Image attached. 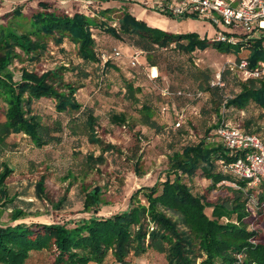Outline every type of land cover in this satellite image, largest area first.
<instances>
[{
    "label": "trees",
    "instance_id": "obj_1",
    "mask_svg": "<svg viewBox=\"0 0 264 264\" xmlns=\"http://www.w3.org/2000/svg\"><path fill=\"white\" fill-rule=\"evenodd\" d=\"M37 6L40 9L31 14L28 29L21 32L7 28L0 30V150L6 146L7 138L14 135L28 137L31 144L37 148L60 142V137L55 136L62 131L60 122L55 121L51 126L44 125L40 116L34 112V107H37L41 99L53 101L58 113L79 111L81 108L73 97L78 87L71 83L63 84L62 77L55 71L45 70L39 74L23 67L20 68L19 78H15L11 66L15 60L20 62L21 54L30 61H38L49 55L46 52L47 39L53 43L57 55L61 52V57L66 56L64 66L72 65L66 48L68 42L76 49V71L88 65L100 69L95 78L98 85L106 84L107 73L114 79L113 74L107 71L116 70L119 67L117 63L120 62H117L119 58L109 56L103 61V54H97L92 38V26L104 28L114 40L133 48V53L139 51L144 54L143 58L150 68L157 71L153 57L155 52L167 50L171 45L188 56L207 48L225 54L230 53L232 48L239 53L241 49L246 48L248 52L245 55L238 54L232 61L238 62L245 58L250 68L264 62V36L243 39L245 36L238 34L240 42L222 43L215 41V38L211 41L205 37L200 38L192 31H164L136 19L129 13H124L118 28H114L102 22L98 25L92 16L91 18L80 12L68 14L61 10H51L50 4L45 2H38ZM21 10L22 6H17L5 15L19 16ZM104 15L106 13L99 16ZM164 16L177 21L199 18L196 14L174 15L169 9L164 10ZM223 29L224 33L233 34ZM224 73L236 78L237 89L233 94L225 92V81L222 78ZM215 74L209 79L207 74L195 69L191 78L197 83V89L183 88L171 91L170 88H164L160 93L167 101L160 106L159 112L164 117L174 116L170 128L172 131H182L184 124L188 125V122L186 114L182 110L177 111L172 103L169 105V101L180 99L200 102L207 101L208 96H218L219 99V106H215L214 111L220 112V118L211 131L197 136L192 127L187 126L188 137H198L197 140L169 156V171L173 174V179L169 177L162 182L156 181L151 186L137 188L129 196L124 211L107 217L98 216L102 204V188L95 186L85 191L82 201L83 211L90 216L79 220L73 228L59 223H17L22 211L12 208L10 217L15 224L0 225V264H26L33 253L43 252L53 255L54 264H106L109 259L112 260L111 264H127L130 256L139 258L149 252L163 255L167 264H196L197 260L199 264H264V243L261 242L262 235L258 230L261 227L258 221L262 214L258 212L253 217L245 212L248 197L252 195L260 204L264 203V188H246L239 178L223 171L218 161L226 164L230 158L215 136V130L223 119L221 106L226 100L225 112L228 118L230 115L235 117L229 120L246 132L256 135L264 143L255 131L249 129L254 127L256 120L264 116V79L243 81L225 64L221 72L224 86L218 88L210 86ZM89 78V75L84 74L78 80L82 83ZM159 78L161 76L158 75L153 79L154 82ZM54 79L62 80L61 84L67 92L56 87ZM120 79L122 85L119 86L118 93H121L125 102H131L136 107L137 124L159 131L161 126L151 103L142 101L138 96L144 93L140 86H134L133 82L123 75ZM163 90H168L171 95H163ZM178 91L183 95H176ZM186 93L191 96L187 97ZM143 97L145 99L147 96L144 94ZM165 106L168 108L163 110ZM253 108L260 112L256 118L250 111ZM181 114L183 118L176 127L175 123ZM83 115V130L89 141L96 145L102 144L96 136L97 118L89 109H86ZM110 119L113 123H120L118 127L124 132V115L112 114ZM68 129H71L70 135L76 136L71 123ZM112 148L105 146L107 150ZM98 159L101 161L102 156ZM12 173L13 170L6 162L0 163V211L12 205L15 200L6 188V180ZM197 175L203 182H210L207 188H195ZM183 178H188V181L184 182ZM221 181L237 183L240 189L217 186ZM44 182L45 178L40 176L35 183L36 197L39 200L44 199ZM214 189L224 192L212 201L207 196L210 190ZM206 210H209V213H206ZM168 213L178 216L187 230H180ZM250 224H254L253 230L249 229ZM252 240L254 242H251ZM153 263L155 262L147 264Z\"/></svg>",
    "mask_w": 264,
    "mask_h": 264
},
{
    "label": "rangeland",
    "instance_id": "obj_2",
    "mask_svg": "<svg viewBox=\"0 0 264 264\" xmlns=\"http://www.w3.org/2000/svg\"><path fill=\"white\" fill-rule=\"evenodd\" d=\"M180 1L34 0L33 6L37 2H45L50 4L51 10L88 12L87 16H92L98 25L102 22L106 26L118 28L121 17L126 13L125 10H133V5L136 4V9L145 11L146 13L142 14H145L146 17L166 19L173 24L172 29H174V24L178 25L179 23L178 27H186L189 19H181V21L169 19L164 16V10ZM39 9L37 6L35 10L31 8L21 10L19 16L5 15L12 10H0V30L7 28L21 32L28 29L31 14ZM105 9L108 11H103ZM104 13L106 15L99 16ZM190 20L199 24L197 27L193 26L191 31L197 33L200 38L205 37L208 41L214 39L216 33L223 29L217 24L208 22L205 18L197 17V20ZM92 27V38L99 56L101 54L106 57L111 56L114 50L121 53L117 59V62H120L117 63L119 67L114 71L110 69L107 71L113 74L114 79L107 73L106 84L98 85L96 83L95 78L100 70L97 67L88 65L82 66L78 71L75 70L76 49L68 42H66V48L69 54L68 59L72 62L71 66L63 65L66 56L61 57V52L57 55V51L49 39L46 40V52L49 55L38 61H30L21 54L20 62L15 60L11 66L16 79L19 78L20 68L23 67L39 74L45 70L55 71L62 77L63 84L71 83L78 87L73 97L81 108L79 111L58 113L55 110L54 102L45 99H41L42 101L40 100L37 107H34V112L40 116L44 125L51 126L55 121L60 122L62 131L55 134L56 137H60V142H53L37 148L31 144L28 137L14 135L7 138L6 146L0 150V163L6 162L13 170L6 180V188L9 195L13 196L15 200L12 205L0 211V225L2 226L15 224L11 221L10 216L12 208H16L22 211L17 223H59L73 228L79 220L90 216L83 211L82 201L85 191L87 192L95 186L102 188V204L98 216L107 217L124 211L129 196L137 188L151 186L154 182H162L169 177L173 179V174L169 171V156L197 140L198 137H188L187 126L192 127V131L197 136H203L211 131L217 123V119L220 118V112L214 111L215 106L217 108L219 106V99L218 96H214V98L208 96L207 101L200 102H187L180 99L169 101V105L172 103L177 111L182 110L186 114V122H188V125L184 124L182 131H172L170 128L171 123L174 122V116L164 117L159 112L160 106L167 101L160 95L162 89L170 88L171 91L183 88L197 89V83L193 82L191 78L195 69L201 70L211 79L218 70L224 67L227 60H232L239 56L238 54L245 55L248 52L246 48L241 49L240 53L232 48L230 53L225 54L219 53L213 48H207L205 51L188 56L171 45L167 50L155 52V56H153L158 69V71L156 70L157 76H161L158 81L154 82L149 77L151 66L143 58L144 54L138 51L137 64L132 66L130 61L133 48L124 52L120 44L108 35L104 28ZM126 42L130 43L129 40ZM84 74L89 75L90 78L80 83L78 79L82 78ZM120 74L132 81L134 86H140L144 93L138 94V96L142 101L147 100L151 103L155 117L161 126L159 131L137 124L136 107L131 102H125L121 93H118L119 86L122 85ZM224 74L222 78L225 81V92L233 94L237 89L236 78L229 73ZM61 81L54 79L53 82L56 87L61 88L60 90L67 92ZM144 94L147 96L145 99ZM86 109L92 111L97 118L96 136L102 142L100 145L92 144L83 130L85 119L83 113ZM250 111L254 118L260 114L256 108ZM112 114L125 116L126 128L124 132L118 127L120 123L111 121ZM225 115L227 114L225 113ZM225 117L228 118V115ZM1 118L2 112H0ZM231 118L235 117L230 115L229 119L231 120ZM70 123L71 128L77 133L76 136L69 134L71 129H68V125ZM164 128L169 132H166L167 130ZM249 129L255 131L264 140V116L256 120L254 127ZM107 145L113 148L107 150L105 149ZM74 148L76 149L74 150ZM100 155L102 156L101 161L98 159ZM40 176L45 178L43 200H39L35 192V183ZM183 181L187 182L188 178H183ZM195 181L197 186L195 188L204 189L210 183L203 182L199 175L195 176ZM191 188L194 189V187ZM223 192L224 190H210L207 198L213 201L219 198ZM206 213H209V210H206ZM168 216L178 224L180 230H187L178 216L172 213H168ZM258 222L260 224H254L261 226L258 230L262 235L261 242L264 243V215L259 217ZM254 224L250 225L253 227ZM148 262L167 264L164 256L155 252H149L139 258L130 256L127 264H147ZM111 263V259L106 262V264ZM26 264H54V257L51 253H33ZM196 264H199L198 260Z\"/></svg>",
    "mask_w": 264,
    "mask_h": 264
},
{
    "label": "built area",
    "instance_id": "obj_3",
    "mask_svg": "<svg viewBox=\"0 0 264 264\" xmlns=\"http://www.w3.org/2000/svg\"><path fill=\"white\" fill-rule=\"evenodd\" d=\"M174 15H191L196 14L200 18H205L212 24H217L218 27L224 28L233 34L228 35L221 30L217 32L215 41L222 43L236 44L240 42L238 34H243L245 38L264 36V0H181L168 8ZM121 53L117 50L109 57L119 58ZM138 53L131 55L130 64H137ZM106 56L102 55L103 61H106ZM231 70H234L238 77L245 81L248 79H264V62H259L254 68L248 66V61L245 58L234 62L231 59L226 63ZM155 69V68H154ZM221 70H218L214 79L210 82V86L222 88L224 82L221 78ZM150 69L149 77L151 79L157 76L152 75ZM163 95H171L168 90H163ZM176 95H183L182 92H176ZM190 97V93L185 94ZM225 103L222 104L223 119L215 130V136L219 139L222 146L225 148L230 158L229 162L224 164L223 161H218L222 165L223 171L232 174L244 182L246 188H264V143L254 134L246 132L238 124H234L225 115ZM165 106L163 110L167 109ZM183 118L180 115L175 126L178 127ZM123 128H125L123 126ZM240 189L237 183L221 181L217 184ZM245 212L249 216L255 217L258 212L264 215V203L260 204L255 196L248 197ZM226 221V220H225ZM254 227V226H253ZM252 225L249 229L253 230ZM251 242H254L253 240ZM158 264V263H153Z\"/></svg>",
    "mask_w": 264,
    "mask_h": 264
},
{
    "label": "crops",
    "instance_id": "obj_4",
    "mask_svg": "<svg viewBox=\"0 0 264 264\" xmlns=\"http://www.w3.org/2000/svg\"><path fill=\"white\" fill-rule=\"evenodd\" d=\"M33 2H34V0H31V1H29V0H0V10H12L15 6L14 5H17V6H22V10H26L27 8H31L32 10H35L36 8H37V4H38V2L36 3V5L35 6H33ZM16 6V7H17ZM134 6V8H133V10H125V12L126 13H129L130 15H132V16H134L136 19H138V20H143V21H145L146 22V15L145 14H143V16L142 17H140V15L143 13V12H145V11H142V10H137L136 9V4H134L133 5ZM59 7V6H58ZM61 11H63V12H65V13H68V14H73V13H75V12H80V13H83V14H85V15H89L88 14V12L86 13H84L83 11H76V10H61ZM121 11H123V10H121ZM122 13V12H121ZM146 13V12H145ZM109 15V14H108ZM147 17H149V16H147ZM147 23V22H146ZM180 24V23H179ZM179 24L177 25V24H174V29L171 31V32H173V33H181V32H191V30H192V28H193V26L194 27H197V25H199V24H197V23H195L194 21H191L190 19L189 20H187V23H186V27H178L179 26ZM173 25V24H172ZM153 27V26H152ZM178 27V28H177ZM173 28V27H172ZM201 30V29H200ZM116 41V40H115ZM116 42H118V44H120V47L122 48V50L125 52V51H129V50H131L132 48L131 47H129V46H127L126 44H124V43H121V42H119V41H116ZM120 47H118V48H120ZM133 52H131V54H132ZM45 100H48V99H45ZM42 101V100H41ZM39 103H40V101H39ZM227 119H229V118H227Z\"/></svg>",
    "mask_w": 264,
    "mask_h": 264
},
{
    "label": "bare ground",
    "instance_id": "obj_5",
    "mask_svg": "<svg viewBox=\"0 0 264 264\" xmlns=\"http://www.w3.org/2000/svg\"><path fill=\"white\" fill-rule=\"evenodd\" d=\"M143 14L140 15V17H142ZM146 22L148 25L162 29L164 31H168L171 32L172 29V24L167 21L166 19H157V18H153V17H146ZM152 75L153 76H157V71L156 69L152 68Z\"/></svg>",
    "mask_w": 264,
    "mask_h": 264
}]
</instances>
